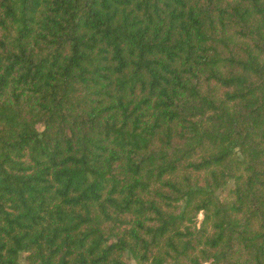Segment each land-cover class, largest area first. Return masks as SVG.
Returning <instances> with one entry per match:
<instances>
[{"label": "trees", "instance_id": "16d2710c", "mask_svg": "<svg viewBox=\"0 0 264 264\" xmlns=\"http://www.w3.org/2000/svg\"><path fill=\"white\" fill-rule=\"evenodd\" d=\"M21 253L264 264V0H0V264Z\"/></svg>", "mask_w": 264, "mask_h": 264}, {"label": "rangeland", "instance_id": "374dc122", "mask_svg": "<svg viewBox=\"0 0 264 264\" xmlns=\"http://www.w3.org/2000/svg\"><path fill=\"white\" fill-rule=\"evenodd\" d=\"M230 187H232V182L228 181L226 186L222 189V191H220L218 193L224 194ZM124 261H125V264H136L135 261L132 259V257L129 254L124 255ZM18 264H27V262L25 260V254H23V253L19 254Z\"/></svg>", "mask_w": 264, "mask_h": 264}]
</instances>
